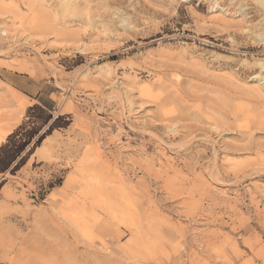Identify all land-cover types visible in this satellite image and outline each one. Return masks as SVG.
<instances>
[{
    "label": "rangeland",
    "instance_id": "1",
    "mask_svg": "<svg viewBox=\"0 0 264 264\" xmlns=\"http://www.w3.org/2000/svg\"><path fill=\"white\" fill-rule=\"evenodd\" d=\"M0 115V264H264V0H0Z\"/></svg>",
    "mask_w": 264,
    "mask_h": 264
},
{
    "label": "trees",
    "instance_id": "2",
    "mask_svg": "<svg viewBox=\"0 0 264 264\" xmlns=\"http://www.w3.org/2000/svg\"><path fill=\"white\" fill-rule=\"evenodd\" d=\"M36 110L42 111L39 107L34 108ZM52 116H48L45 119V125L49 124V122L52 121ZM59 121V118L54 120V122L50 125L49 130L44 133L43 135L39 136V138L35 141L33 149L39 147L41 143L45 140V138L49 135L50 131L54 130V127ZM40 130H35V132L29 133V139L24 141L23 139L20 141L15 140V136H11L8 141V145H4L0 148V172L3 173L10 169V167L17 162V165L15 166L14 170L18 167H21L25 161L24 158H20L21 154L26 150V148L31 144L32 139L36 137L39 134ZM27 136V135H25ZM31 153V152H30Z\"/></svg>",
    "mask_w": 264,
    "mask_h": 264
},
{
    "label": "bare ground",
    "instance_id": "3",
    "mask_svg": "<svg viewBox=\"0 0 264 264\" xmlns=\"http://www.w3.org/2000/svg\"><path fill=\"white\" fill-rule=\"evenodd\" d=\"M73 5V4H72ZM66 6V5H65ZM73 8V7H72ZM20 104V103H19ZM20 107V106H19ZM6 114V113H5ZM11 121H13L11 116H4L0 115V143L2 140L7 137L8 135V127L11 124ZM153 159V158H152ZM135 168V167H134ZM88 170V169H87ZM109 170V169H108ZM168 171V170H167ZM109 174V173H108ZM137 174V173H136ZM149 176V175H148ZM150 177V176H149ZM155 179V178H154ZM214 180V179H213Z\"/></svg>",
    "mask_w": 264,
    "mask_h": 264
}]
</instances>
